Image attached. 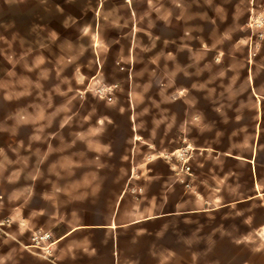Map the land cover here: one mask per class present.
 <instances>
[{
  "label": "rangeland",
  "instance_id": "rangeland-1",
  "mask_svg": "<svg viewBox=\"0 0 264 264\" xmlns=\"http://www.w3.org/2000/svg\"><path fill=\"white\" fill-rule=\"evenodd\" d=\"M100 2L93 27L97 0H0V264L48 257L47 242L34 240L47 233L23 223V243L12 233L11 207L23 202L32 176L51 185L73 174L64 165L90 163L91 153L120 156L132 126L140 154L156 144L157 163L177 165L185 179L181 166L194 160L201 171L200 150L189 163L186 155L203 142L202 116L211 123L218 103L264 97V0ZM36 15L43 26L29 29L27 17ZM241 209L225 212L224 226L218 213L195 214L187 239L178 225L176 251L157 249V264H264V238L248 234V207Z\"/></svg>",
  "mask_w": 264,
  "mask_h": 264
},
{
  "label": "crops",
  "instance_id": "crops-1",
  "mask_svg": "<svg viewBox=\"0 0 264 264\" xmlns=\"http://www.w3.org/2000/svg\"><path fill=\"white\" fill-rule=\"evenodd\" d=\"M102 7L97 0L93 27L101 23ZM121 8L128 18L134 16L130 6ZM42 20L28 16L27 27L43 26ZM97 63L100 67L99 56ZM259 102L218 103L211 123L202 116L203 142L187 148L186 155L189 163L200 150L201 171L193 160L181 166L185 179H179L177 165L157 163L156 144L145 143L148 149L140 154L143 145L132 126L120 156L112 149L107 155L91 153L90 163L64 165L63 171L73 174L54 178L51 185L32 176L24 185L23 202L11 207L12 233L23 243L18 231L23 223L35 234L50 235L43 264H157V249L175 252L178 225L185 223L180 238L187 239L188 220L193 222L195 214L218 213L217 224L224 226L225 212L239 216L248 207V234L264 238V97ZM225 104L233 108L231 115L222 114Z\"/></svg>",
  "mask_w": 264,
  "mask_h": 264
},
{
  "label": "built area",
  "instance_id": "built-area-1",
  "mask_svg": "<svg viewBox=\"0 0 264 264\" xmlns=\"http://www.w3.org/2000/svg\"><path fill=\"white\" fill-rule=\"evenodd\" d=\"M186 169V171H188V172H190V168L189 167H186L185 168ZM49 238H50V235H48V234H45V235H40V236H38V235H36L35 237H34V240L37 242V243H44V242H47V240H49ZM47 247H42V249H46Z\"/></svg>",
  "mask_w": 264,
  "mask_h": 264
}]
</instances>
